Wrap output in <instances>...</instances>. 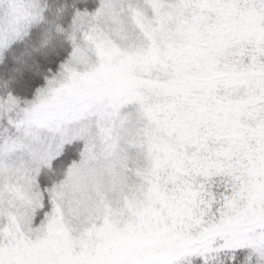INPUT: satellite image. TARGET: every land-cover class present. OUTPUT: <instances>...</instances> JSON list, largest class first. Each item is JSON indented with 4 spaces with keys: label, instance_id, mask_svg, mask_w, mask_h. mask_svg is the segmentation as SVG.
Returning a JSON list of instances; mask_svg holds the SVG:
<instances>
[{
    "label": "snow or ice",
    "instance_id": "1",
    "mask_svg": "<svg viewBox=\"0 0 264 264\" xmlns=\"http://www.w3.org/2000/svg\"><path fill=\"white\" fill-rule=\"evenodd\" d=\"M0 264H264V0H0Z\"/></svg>",
    "mask_w": 264,
    "mask_h": 264
}]
</instances>
